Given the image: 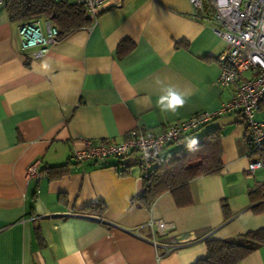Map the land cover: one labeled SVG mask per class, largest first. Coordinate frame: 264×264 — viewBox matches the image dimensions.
I'll return each instance as SVG.
<instances>
[{
    "label": "crops",
    "instance_id": "1",
    "mask_svg": "<svg viewBox=\"0 0 264 264\" xmlns=\"http://www.w3.org/2000/svg\"><path fill=\"white\" fill-rule=\"evenodd\" d=\"M192 12L188 0H121L34 57L0 5V264H193L206 256L207 239L264 227L249 198L264 180L259 169L246 173L253 156L238 113L157 153L162 159L212 128L221 134V170L192 179L183 206L168 191L150 207L132 202L142 190L135 155L70 158L84 138L158 133L229 100L231 89L218 82L224 42ZM125 39L134 48L119 58ZM166 86L191 93L175 113L157 106ZM36 158L40 176L28 179ZM237 264H264V243Z\"/></svg>",
    "mask_w": 264,
    "mask_h": 264
},
{
    "label": "built area",
    "instance_id": "2",
    "mask_svg": "<svg viewBox=\"0 0 264 264\" xmlns=\"http://www.w3.org/2000/svg\"><path fill=\"white\" fill-rule=\"evenodd\" d=\"M7 0H0L5 5ZM93 19L109 6L119 5L121 0H76ZM193 17L206 22L224 42L219 56V84L230 88L231 97L212 111H199L179 122L170 124L158 133L133 128L120 140H81V147L74 149L70 158L77 161L125 159L135 155L140 175H147L159 151L171 143H181L184 135L194 132L217 117L238 113L246 126L245 139L253 158L246 173L253 174L264 168V120L255 118L256 111L264 102V0H188ZM17 32L22 50H33L34 57H41L58 38V29L50 20L39 17L18 23ZM249 72V76L243 73ZM40 159L31 161L26 177L38 178ZM92 219L99 216L90 215ZM160 222L159 227H164ZM153 243L157 245L156 241ZM167 251L165 249L164 253Z\"/></svg>",
    "mask_w": 264,
    "mask_h": 264
},
{
    "label": "trees",
    "instance_id": "3",
    "mask_svg": "<svg viewBox=\"0 0 264 264\" xmlns=\"http://www.w3.org/2000/svg\"><path fill=\"white\" fill-rule=\"evenodd\" d=\"M5 8L11 22L22 23L39 17L50 20L58 29V37L94 21L76 0H7ZM133 48L132 41H121L117 47V56L120 58ZM220 137V132L212 128L195 139L196 145L192 149L183 146L162 159L156 155L147 175H140L142 190L132 198V202L150 207L159 194L168 191L174 195L177 205L188 204L189 182L201 175L215 174L222 168ZM259 155L264 156V151ZM62 169L63 166L53 167L57 173ZM249 198L252 212H264V181L249 191ZM223 208L227 209L225 202ZM262 243L264 227L229 238L207 239L206 256L193 264H237Z\"/></svg>",
    "mask_w": 264,
    "mask_h": 264
},
{
    "label": "clouds",
    "instance_id": "4",
    "mask_svg": "<svg viewBox=\"0 0 264 264\" xmlns=\"http://www.w3.org/2000/svg\"><path fill=\"white\" fill-rule=\"evenodd\" d=\"M157 84H162V81L157 79ZM190 94L187 90L181 91L173 86L162 87L161 95L157 99V106L162 112L175 113L185 105ZM195 145V140H189L186 146L192 149Z\"/></svg>",
    "mask_w": 264,
    "mask_h": 264
},
{
    "label": "rangeland",
    "instance_id": "5",
    "mask_svg": "<svg viewBox=\"0 0 264 264\" xmlns=\"http://www.w3.org/2000/svg\"><path fill=\"white\" fill-rule=\"evenodd\" d=\"M260 115L261 117H264V108H262V110H260ZM248 175H253V174H248ZM255 178L259 179V180H264V168H260L259 170H257L255 172Z\"/></svg>",
    "mask_w": 264,
    "mask_h": 264
}]
</instances>
